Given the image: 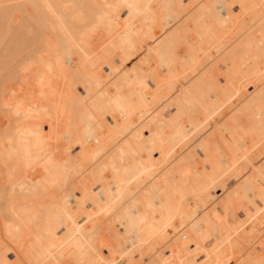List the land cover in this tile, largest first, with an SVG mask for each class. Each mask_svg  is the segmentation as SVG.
Listing matches in <instances>:
<instances>
[{"label": "bare ground", "instance_id": "obj_1", "mask_svg": "<svg viewBox=\"0 0 264 264\" xmlns=\"http://www.w3.org/2000/svg\"><path fill=\"white\" fill-rule=\"evenodd\" d=\"M5 4L0 264H259L264 0Z\"/></svg>", "mask_w": 264, "mask_h": 264}, {"label": "snow or ice", "instance_id": "obj_2", "mask_svg": "<svg viewBox=\"0 0 264 264\" xmlns=\"http://www.w3.org/2000/svg\"><path fill=\"white\" fill-rule=\"evenodd\" d=\"M0 7H4V8H8L9 5L5 4V5H0ZM244 264H255V262L253 261H247V262H244ZM259 264H264V259H262Z\"/></svg>", "mask_w": 264, "mask_h": 264}, {"label": "rangeland", "instance_id": "obj_3", "mask_svg": "<svg viewBox=\"0 0 264 264\" xmlns=\"http://www.w3.org/2000/svg\"><path fill=\"white\" fill-rule=\"evenodd\" d=\"M77 150H79V148H76V151H77ZM211 244H212V242H209V245H211Z\"/></svg>", "mask_w": 264, "mask_h": 264}]
</instances>
